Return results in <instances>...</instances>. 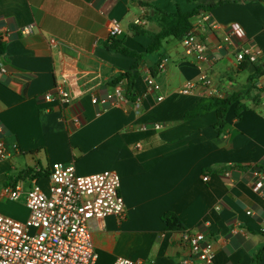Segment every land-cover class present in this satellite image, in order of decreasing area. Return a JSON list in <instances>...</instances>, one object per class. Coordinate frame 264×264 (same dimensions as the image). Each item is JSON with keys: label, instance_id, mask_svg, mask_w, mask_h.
Listing matches in <instances>:
<instances>
[{"label": "crops", "instance_id": "0c3cea01", "mask_svg": "<svg viewBox=\"0 0 264 264\" xmlns=\"http://www.w3.org/2000/svg\"><path fill=\"white\" fill-rule=\"evenodd\" d=\"M219 2L191 17V31L207 48L206 60L198 61L182 40L169 38L160 52L141 61L136 99L126 97L103 110L92 98L111 93L115 78L136 62L106 49L110 22L119 21L125 45L144 54L151 39L129 27L158 33L160 26L143 4L189 13L198 3L0 0V35L6 42L0 53V138L9 151L0 161V194L23 187L17 200L0 198V214L25 222L26 193L34 179L47 191L54 163L74 164L82 176L111 170L121 178L126 211L92 222L96 264H114L120 257L134 264H184L190 254L184 232L204 233L214 243L213 264H264V187L255 190L264 176V0L203 5ZM204 14L211 19L205 27ZM233 25L245 35L226 43ZM25 28L32 33L22 34ZM246 48L261 50L262 56L255 63L238 62L236 55ZM161 61L164 70L152 76ZM202 74L213 88L180 93ZM150 77L159 90L149 89ZM59 88L70 96L63 106ZM236 93L244 95V109L238 114L232 105L221 132L215 111L189 117L204 101ZM47 94L54 99L45 100ZM167 212L178 216L184 231L166 227Z\"/></svg>", "mask_w": 264, "mask_h": 264}, {"label": "built area", "instance_id": "2783aa9c", "mask_svg": "<svg viewBox=\"0 0 264 264\" xmlns=\"http://www.w3.org/2000/svg\"><path fill=\"white\" fill-rule=\"evenodd\" d=\"M210 22L209 14L202 15L203 27ZM142 23L137 20L135 24ZM21 33L31 34L32 31L25 28ZM123 34L121 23L112 20L109 36L118 37ZM244 35L239 25H233L224 41L228 43L232 37L242 38ZM182 44L186 52L194 55L198 61L206 60L207 48L194 31L182 38ZM261 56V50L246 48L236 55V59L238 62L255 63ZM160 70H164V63L160 65ZM1 71L5 72L4 69ZM201 85L213 88L211 79L202 74L197 80L188 81L180 93L189 94ZM148 86L153 91L160 89L154 77L148 79ZM214 93L215 90L212 89L210 94ZM69 98V93L64 88L58 89L57 99L62 106L69 102ZM53 99L51 94L45 96L47 101ZM161 100L163 97H158V101ZM126 101L121 83L115 85L106 97L92 98V103L102 106L103 110ZM140 103V100L135 103L137 109ZM8 156L6 141L0 138V161ZM255 174L258 176V173ZM49 179L47 191L39 186L36 179L33 180L26 193L29 217L25 222L0 214V264H96L98 254L92 238V222L108 216L123 217L125 214V200L120 193L121 178L115 171L82 176L77 173L74 164L57 162L51 165ZM208 180L209 177L205 176L204 181ZM263 187L264 176L258 177L255 190L259 191ZM22 192V186L4 188L0 198L17 200ZM183 239L190 249L184 264L214 263V243L204 233L184 232ZM114 264L134 262L120 257Z\"/></svg>", "mask_w": 264, "mask_h": 264}, {"label": "trees", "instance_id": "16d2710c", "mask_svg": "<svg viewBox=\"0 0 264 264\" xmlns=\"http://www.w3.org/2000/svg\"><path fill=\"white\" fill-rule=\"evenodd\" d=\"M189 1L192 4L198 3L197 8H195L192 12L189 13H182L180 11H177L175 13H168L151 4H143V7L147 10V12H149V10L154 12L153 16L147 13V17L150 18L152 21L157 22V24L160 26V32L158 33H151L145 28L137 25H131L129 27L130 32H132L133 34L147 36L151 39V43L145 49L144 54L129 49L125 45V38H123V35L118 37H109L108 42L105 44L107 50L134 58L136 61L134 66L130 70L120 74L114 80L115 85L120 83L125 84V92L126 97L128 99H136L135 82L139 76L140 63L143 60L145 54L160 52L162 50L164 42L169 38L182 40V38L185 37L192 30L191 17L195 13L199 12L200 10L210 9L219 4H223V2H219L216 4H209V6H205L203 5V1L206 0ZM5 50L6 42L3 41V38L0 35V53L3 55L5 53ZM161 64L162 61L156 67L152 68V76L156 77L159 74V72L161 71ZM243 99L244 95L242 93L233 94L227 99L210 98L200 104L196 111L189 114V117L201 115L205 112L215 111L218 117V123L216 128L218 132H221L226 127V117L231 106L237 104L236 113L238 114L242 109H244V107L240 105ZM162 219L168 229L174 231H184V227L175 213L167 212L163 215Z\"/></svg>", "mask_w": 264, "mask_h": 264}, {"label": "rangeland", "instance_id": "374dc122", "mask_svg": "<svg viewBox=\"0 0 264 264\" xmlns=\"http://www.w3.org/2000/svg\"><path fill=\"white\" fill-rule=\"evenodd\" d=\"M105 171H107V170H105ZM109 171H111V170H109ZM103 172V171H102ZM100 173V172H99ZM96 174V173H95ZM92 175V174H91ZM87 176V175H86ZM4 215V214H3ZM8 217H10V216H8ZM10 218H13V217H10ZM13 219H15V220H17L16 218H13ZM17 221H19V220H17Z\"/></svg>", "mask_w": 264, "mask_h": 264}, {"label": "water", "instance_id": "95a60500", "mask_svg": "<svg viewBox=\"0 0 264 264\" xmlns=\"http://www.w3.org/2000/svg\"><path fill=\"white\" fill-rule=\"evenodd\" d=\"M152 15H153V12H152ZM260 170V168H258Z\"/></svg>", "mask_w": 264, "mask_h": 264}]
</instances>
